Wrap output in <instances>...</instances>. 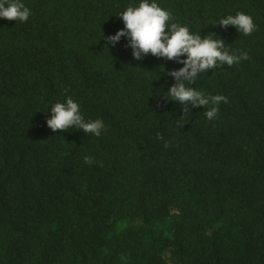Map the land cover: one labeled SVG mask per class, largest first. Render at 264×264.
Returning <instances> with one entry per match:
<instances>
[{
  "label": "trees",
  "instance_id": "16d2710c",
  "mask_svg": "<svg viewBox=\"0 0 264 264\" xmlns=\"http://www.w3.org/2000/svg\"><path fill=\"white\" fill-rule=\"evenodd\" d=\"M23 2L0 19V264H264V0H157L248 53L190 85L227 97L213 120L164 99L182 63L106 45L139 0ZM237 12L251 35L213 25ZM67 97L99 137L47 126Z\"/></svg>",
  "mask_w": 264,
  "mask_h": 264
},
{
  "label": "clouds",
  "instance_id": "9594fccd",
  "mask_svg": "<svg viewBox=\"0 0 264 264\" xmlns=\"http://www.w3.org/2000/svg\"><path fill=\"white\" fill-rule=\"evenodd\" d=\"M30 15L31 9L23 0H0V19L27 22ZM117 16L122 19L124 27L109 35L106 45L115 46L123 37L136 60L151 53L182 63V67L170 71L175 83L168 88L164 99L178 101L184 106V113L189 112V105L204 106L205 117L208 120L216 118L220 103H227V97L208 94L190 85L206 68L223 64L231 67L248 59V53L241 51L236 54L237 50L227 47L224 40L214 34L201 37L200 32H192L188 25L172 22V13L161 7L157 0H139L138 4H130ZM217 24L232 25L244 36L251 35L257 29L252 15L244 12L220 17L218 22H213V25ZM49 109L51 116L46 119V124L53 132L75 128L99 137L105 130L103 120L85 119L80 104L71 97L51 104ZM92 162L91 157H85V163Z\"/></svg>",
  "mask_w": 264,
  "mask_h": 264
}]
</instances>
